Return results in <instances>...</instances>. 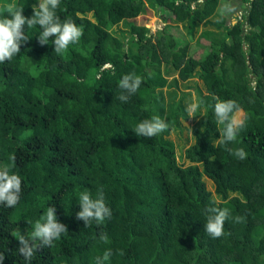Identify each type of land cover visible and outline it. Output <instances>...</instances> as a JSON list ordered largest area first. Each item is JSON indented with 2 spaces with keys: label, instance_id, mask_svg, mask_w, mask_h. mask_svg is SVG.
<instances>
[{
  "label": "trees",
  "instance_id": "16d2710c",
  "mask_svg": "<svg viewBox=\"0 0 264 264\" xmlns=\"http://www.w3.org/2000/svg\"><path fill=\"white\" fill-rule=\"evenodd\" d=\"M242 1L241 18L213 20L225 0H61V22L83 27L80 43L64 55L51 41L38 43L39 26L25 28L29 40L19 55L0 64V168L22 181L17 206L0 205L2 264H24L17 230L30 235L48 206L68 232L37 250L32 264H95L106 249L110 264H264V0ZM15 3L31 17L37 0ZM148 8L182 23L186 35L136 33ZM120 22L128 30L113 31ZM203 23L215 29L200 32L205 42L195 56L192 41ZM127 74L141 76L143 87L124 103L119 82ZM173 74L204 86L196 87L200 117L180 159L169 134L182 133L190 91L169 102L153 94ZM217 100H234L243 112L244 128L228 147L243 148L244 160L217 144ZM146 115L169 124L152 143L133 135ZM206 160L224 173L221 189L230 194L223 200L206 185ZM86 189L93 198L104 192L112 216L103 225L76 219L78 192ZM208 207L230 211L220 238L205 231Z\"/></svg>",
  "mask_w": 264,
  "mask_h": 264
},
{
  "label": "clouds",
  "instance_id": "9594fccd",
  "mask_svg": "<svg viewBox=\"0 0 264 264\" xmlns=\"http://www.w3.org/2000/svg\"><path fill=\"white\" fill-rule=\"evenodd\" d=\"M38 5V6H37ZM61 6V0H37V4L32 6L31 17H25L23 7H18L15 0L10 3L0 4V64L10 61L21 52V45L29 40L25 34V28L39 26L40 32L37 37L38 43L43 46L49 41L54 44L57 54L64 55L72 45L80 43L83 36V27L77 25L71 19L63 23L57 16L56 10ZM66 11V9H65ZM143 78L135 74L124 75L119 87L122 94L119 96L121 102H128L131 95L135 94L142 84ZM198 103L191 104L187 109L188 117H196ZM214 115L217 123L222 125L217 140L218 145H224L229 154L240 160L247 157V152L243 148H230L229 144L236 142L241 130L244 128V121L238 118L241 111L239 105L234 100H217L214 104ZM169 129L166 120L159 116L144 119L135 127L134 133L138 137L151 139ZM15 160V157H12ZM22 193V181L14 173L10 174L7 166L0 168V205L7 208H14L20 202ZM80 210L76 213V219L83 221L88 227L91 222L97 226L103 225L112 216L111 209L105 202L104 192L97 191L96 198L92 197L89 190L78 192ZM207 223L204 225L205 231L213 239L225 235L224 224L230 219V211L227 208L208 207L205 209ZM54 206H48L44 215L32 225L30 235L21 234L19 229L15 235L19 242L17 252L23 257L24 264H32L36 252L39 249L51 248L55 241L68 232L66 225L59 222L56 217ZM243 217H235V222H241ZM101 242L110 243L109 237L105 233L99 236ZM113 255L111 249H106L102 256L95 259V264H110ZM123 255V252H120ZM5 259L3 252H0V264Z\"/></svg>",
  "mask_w": 264,
  "mask_h": 264
},
{
  "label": "rangeland",
  "instance_id": "374dc122",
  "mask_svg": "<svg viewBox=\"0 0 264 264\" xmlns=\"http://www.w3.org/2000/svg\"><path fill=\"white\" fill-rule=\"evenodd\" d=\"M157 11V10H156ZM155 10L149 9L140 14L137 18V24L139 27H141V32L138 31L136 33L141 34L143 36H148L151 35L157 31H161L162 33H171L175 36L178 35H186L185 29L183 27L182 23L178 22H173V20H165V18L160 15L159 12H156ZM226 11L229 12V16H226ZM247 11V6H245V3H243L242 0H225L223 4H221L217 12L213 16V20L216 18L224 17L226 19H229L233 16V14H236L239 18H241L243 12ZM90 22H95V18L89 14L88 15ZM165 16V15H164ZM238 18V19H239ZM168 22V23H167ZM212 29L214 30L215 27L211 24H199L197 26V29L195 31V37L194 40L192 41V44H194L197 48H194L193 54L195 56H198V54L202 48V44L205 42L204 39L201 40V43L199 42V34L203 29ZM111 29L113 31H118L119 30H128V27L125 26L123 22H120L117 26L113 25L111 26ZM196 38V40H195ZM199 40V41H198ZM143 87V83L141 84ZM140 86V87H141ZM196 87H198L201 91H204V86L202 82L199 79L196 78H191L187 82H181L180 80L177 79L176 74H173L172 76L168 77V81L164 82V84L160 87L154 88L153 94H155L156 98L159 99L161 94L166 96L167 101L169 102L171 98L178 97V93L180 91H185L188 90L190 91V94L185 98V101L187 102V109L188 107L195 103V97H196ZM170 93L169 96H167ZM174 95V96H173ZM203 112V109L201 110L200 113ZM238 118L243 120V112L240 111L238 114ZM200 116L196 117H188V114L186 113V117L183 118V128H182V133L179 132H174L172 131L169 134V138L174 141L175 143V148H176V154L178 155L179 159L181 158V153L182 149L184 146L189 145L193 142V137L190 133L191 128L193 127L194 123L196 120H198ZM148 119L147 115L144 117L143 120ZM142 120V121H143ZM136 138L143 139L149 143L154 142L156 139L155 137H152L151 139H147L144 137H138L135 133L133 134ZM203 168V173H204V179L206 181L207 187L213 192V195L217 197L219 200L225 199V197L230 194V190H223L221 189V182L224 178V173L217 170L212 162L210 160H206L203 162L202 165Z\"/></svg>",
  "mask_w": 264,
  "mask_h": 264
}]
</instances>
